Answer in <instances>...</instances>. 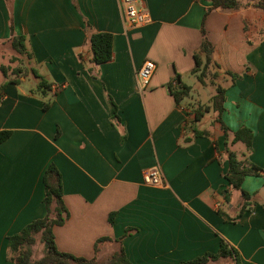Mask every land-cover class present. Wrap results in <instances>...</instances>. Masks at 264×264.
Listing matches in <instances>:
<instances>
[{
	"label": "crops",
	"instance_id": "crops-1",
	"mask_svg": "<svg viewBox=\"0 0 264 264\" xmlns=\"http://www.w3.org/2000/svg\"><path fill=\"white\" fill-rule=\"evenodd\" d=\"M238 1L250 6L140 0L147 22L132 27L119 0H0V67L13 55L11 38L22 36L30 65L58 88L45 110L31 93L35 80L0 90V132L10 133L0 144V264H13L6 238L45 216L49 164L60 174L66 209L52 230L60 252L102 262L129 231L121 246L130 264H179L215 253L221 239L239 264H264V11L251 6L259 0ZM201 30L217 75L209 70L199 82L192 72L195 55L204 63ZM96 34L112 39L110 61L98 66L85 47ZM145 61L155 71L141 90L136 73ZM189 77L195 84L185 83ZM3 80L0 70V86ZM173 80L189 88L178 104ZM215 86L224 90L218 120ZM240 128L251 131L249 150L232 143ZM228 150L262 170L243 180L254 205L241 214L239 192L225 179ZM153 168L161 182L147 186L143 173ZM101 238L109 241L95 253Z\"/></svg>",
	"mask_w": 264,
	"mask_h": 264
},
{
	"label": "trees",
	"instance_id": "trees-1",
	"mask_svg": "<svg viewBox=\"0 0 264 264\" xmlns=\"http://www.w3.org/2000/svg\"><path fill=\"white\" fill-rule=\"evenodd\" d=\"M211 4V9L218 10H236L239 8H246L250 4H240L238 0H208ZM254 8L264 11V1L259 0L255 4H252ZM87 28V27H86ZM203 40L200 46V52L203 54V65L198 61L196 55L195 68L193 74L199 73L197 78L199 82H202V78L211 72V76L216 78L214 68L217 67L215 62L211 58L212 49L211 45L205 38L204 32L201 30ZM85 47L90 54V62L94 66L101 65L110 61L112 57V39L107 34L89 35L85 42ZM10 48L13 51V55L9 59V65L1 66L0 70L3 74V83L0 86V90L4 89L7 84H20L21 79H27L31 76L35 80L36 85L31 91L35 96L45 100L42 109H47L51 97L55 95L50 94L52 92L51 85L42 77L38 70L30 65L31 55L26 50L25 39L22 36H14L10 40ZM208 72V73H209ZM230 77L236 78L235 75L229 74ZM33 82V81H32ZM171 95L174 98L175 103L181 102L187 97L189 88L186 86H180L178 88H169ZM224 90L220 86H215V94L211 99V110L216 113L217 120L221 114V104L224 100ZM51 97H50V96ZM107 102L111 109V121L116 120V107L109 96H107ZM10 133L7 131L0 132V144L9 137ZM232 143L240 142L244 145L246 150L250 149L251 145V131L246 128H240L233 134ZM228 169L225 174V179L228 182L229 187L239 192L240 207L239 214L245 210H251L254 205L253 198L242 189V183L247 176H259L261 169L248 164L244 159H237L236 156L227 151ZM43 183V199L42 203L45 208V216L42 219L32 221L24 226L21 231L12 236L6 238L7 241V259L13 264H130L123 253L121 246L122 239L129 234L126 231L125 234L118 240L119 249L112 256L102 262H97L94 258L84 259L76 257L68 253L60 252L55 246V240L53 235V228L61 226L66 218V209L62 200V185L60 174L56 170L53 164H49L42 177ZM224 201L229 203V192L224 193ZM220 214L221 212L218 211ZM112 216V214H111ZM111 221V219H109ZM109 241L108 238L98 239L93 248L96 253L98 250V244ZM39 242L44 247V254L41 258L33 260L31 255V247ZM222 260L221 264H239L237 253L227 242L223 239L219 242L218 250L215 253H206L200 257L194 258L189 261L181 262L179 264H208L210 262H217Z\"/></svg>",
	"mask_w": 264,
	"mask_h": 264
},
{
	"label": "built area",
	"instance_id": "built-area-1",
	"mask_svg": "<svg viewBox=\"0 0 264 264\" xmlns=\"http://www.w3.org/2000/svg\"><path fill=\"white\" fill-rule=\"evenodd\" d=\"M139 1L140 0H119V3L123 7L125 20L132 27L140 26L147 22L144 13L137 8ZM154 71L155 65L151 61L143 62L139 67L136 73V78L141 90L145 89L149 85ZM170 86L172 89H175L179 87V84L176 80H173ZM57 90V87L52 88L53 93ZM142 180L147 186H158L161 182V173L158 168L149 169L143 173Z\"/></svg>",
	"mask_w": 264,
	"mask_h": 264
},
{
	"label": "rangeland",
	"instance_id": "rangeland-1",
	"mask_svg": "<svg viewBox=\"0 0 264 264\" xmlns=\"http://www.w3.org/2000/svg\"><path fill=\"white\" fill-rule=\"evenodd\" d=\"M32 81H33V78L31 76L27 77V79H26V83L27 84L32 83ZM185 83H187L189 85H193V84H195V80H194L193 77H189V78L185 79ZM196 90L199 92L200 97H202V98H204V96L206 97L202 87H200L199 89H196ZM185 101H187V99ZM32 248H33V253H32L33 258L34 259H39L40 255H42V254H39V253L41 251H44L43 245L40 244L39 242H37L36 244H34L32 246Z\"/></svg>",
	"mask_w": 264,
	"mask_h": 264
}]
</instances>
